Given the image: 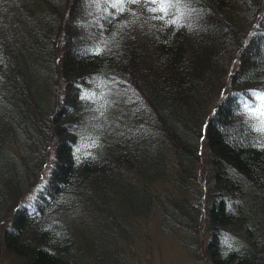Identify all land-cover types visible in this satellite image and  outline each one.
<instances>
[{
  "label": "trees",
  "instance_id": "obj_1",
  "mask_svg": "<svg viewBox=\"0 0 264 264\" xmlns=\"http://www.w3.org/2000/svg\"><path fill=\"white\" fill-rule=\"evenodd\" d=\"M263 14L264 0H0L10 257L135 264L156 229L193 264H264Z\"/></svg>",
  "mask_w": 264,
  "mask_h": 264
},
{
  "label": "rangeland",
  "instance_id": "obj_2",
  "mask_svg": "<svg viewBox=\"0 0 264 264\" xmlns=\"http://www.w3.org/2000/svg\"><path fill=\"white\" fill-rule=\"evenodd\" d=\"M259 16H260V11L258 12V17ZM263 17H264V14L262 15L261 19ZM240 33H239V38H242L246 35V33H241V34ZM244 45L245 44L243 43V46ZM237 58H238L237 55L235 58L233 57L230 65L227 66L228 70L232 68L234 70L237 69L238 64H240ZM226 94H229V93H226ZM225 96H223V98ZM252 106L255 109V110H251L254 114H258V116L264 117V95L256 96L254 98ZM34 190H39V187H36ZM33 194L34 192H32V194L28 193L27 198H30L31 196H33ZM3 206L4 205L0 206V214L6 212L5 215L7 217L3 219L5 222L3 224V228L1 230V235H0V248L1 249L3 248L2 251H5L4 250V239L7 238V233L8 234L11 233V231L9 230V227L14 220V216H15V213L17 212V209L12 208V210H8L9 207L6 208ZM118 208H120L122 211L124 210V205L121 201L118 203ZM157 233L158 231L154 229L152 234H155V235H152L149 241V245L147 247L136 248L140 250V254H135L136 256L135 264H193V260L190 258V256L187 253L183 251L182 246H180L177 240L176 234H170V236L169 234H164L163 236L162 234H159V233L157 234ZM96 236H99V234H86V237L88 239H96ZM200 239L202 242L203 255H205L204 249L207 247V244H206L207 240H206L205 234H202V236L200 235ZM90 245L94 246L95 244H90ZM81 248L83 249L82 244L80 245L79 249ZM1 255H2V260L0 259V264H22V261L18 259H13V257H10V254L6 251L3 252ZM4 258L5 260H3Z\"/></svg>",
  "mask_w": 264,
  "mask_h": 264
},
{
  "label": "snow or ice",
  "instance_id": "obj_3",
  "mask_svg": "<svg viewBox=\"0 0 264 264\" xmlns=\"http://www.w3.org/2000/svg\"><path fill=\"white\" fill-rule=\"evenodd\" d=\"M163 10V9H162Z\"/></svg>",
  "mask_w": 264,
  "mask_h": 264
}]
</instances>
